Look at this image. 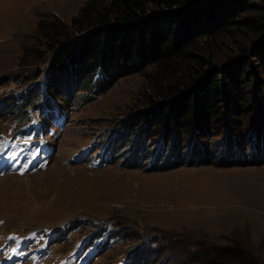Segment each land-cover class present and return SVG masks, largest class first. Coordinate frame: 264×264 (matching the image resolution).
Wrapping results in <instances>:
<instances>
[{"label": "rangeland", "instance_id": "374dc122", "mask_svg": "<svg viewBox=\"0 0 264 264\" xmlns=\"http://www.w3.org/2000/svg\"><path fill=\"white\" fill-rule=\"evenodd\" d=\"M116 1L0 0V132L15 137L19 127L32 129L23 116L34 109L33 98L36 106L48 97L68 111L66 126L46 139L52 156L45 169L0 175V264L8 261V250L22 248L27 235L55 238L64 227L67 234L47 254L41 243L23 250L28 260L22 264H119L129 253L136 264H212L235 243L263 261L264 148L255 150V159L234 161L239 152L248 159L255 141L264 140V73L258 62L248 64L242 79L245 106L222 93L218 114L195 117L191 127L159 126L151 122L155 111L148 110L165 77L185 80L189 65L180 62L164 75L151 66L137 68L85 104L74 69L57 64L55 53L64 41L50 46V40L80 35L69 27L85 4ZM232 40L234 48L222 39H201L192 50L225 64L250 44L241 36ZM71 74V85L57 91V82H69ZM55 92L67 101L61 103ZM230 136L237 145L227 144ZM106 139L117 143L109 149H118L117 162L99 169L73 163L80 148ZM40 141L26 132L12 143L17 151H33ZM99 150L97 145L92 152ZM107 223L118 243L94 261L93 249L78 252L85 235Z\"/></svg>", "mask_w": 264, "mask_h": 264}, {"label": "trees", "instance_id": "16d2710c", "mask_svg": "<svg viewBox=\"0 0 264 264\" xmlns=\"http://www.w3.org/2000/svg\"><path fill=\"white\" fill-rule=\"evenodd\" d=\"M79 15L69 32L80 35H54L50 46L64 41L55 53L57 64L65 70L68 66L74 69L77 91L87 94L85 104L137 68L151 66L164 75L180 62L189 65L185 80L165 77L164 89L150 97L148 110L155 111L151 122L158 120L159 126L171 130L174 126L191 127L195 117L218 114L222 93L227 101L245 106L246 83L242 79L253 59L264 73V0H117L85 4ZM240 36L250 43L249 47L238 48L240 51L225 64H215L192 50L201 39H222L233 46L234 40H230ZM74 74L69 82H57L56 90L71 85ZM257 93L260 96V90ZM55 94L61 103L67 101L62 92ZM37 101L32 99V107ZM230 138L227 144L237 145L236 138ZM257 148H264V140L255 141L248 159H243L238 149L235 163L255 159ZM220 255L209 261L264 264L236 243L222 249Z\"/></svg>", "mask_w": 264, "mask_h": 264}, {"label": "bare ground", "instance_id": "6f19581e", "mask_svg": "<svg viewBox=\"0 0 264 264\" xmlns=\"http://www.w3.org/2000/svg\"><path fill=\"white\" fill-rule=\"evenodd\" d=\"M49 165V164H48Z\"/></svg>", "mask_w": 264, "mask_h": 264}]
</instances>
